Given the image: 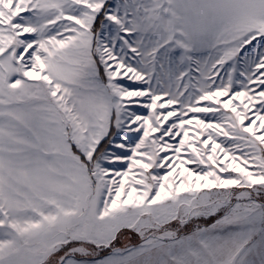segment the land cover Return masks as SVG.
Returning <instances> with one entry per match:
<instances>
[{
  "label": "snow or ice",
  "instance_id": "snow-or-ice-1",
  "mask_svg": "<svg viewBox=\"0 0 264 264\" xmlns=\"http://www.w3.org/2000/svg\"><path fill=\"white\" fill-rule=\"evenodd\" d=\"M0 264H264V0H0Z\"/></svg>",
  "mask_w": 264,
  "mask_h": 264
},
{
  "label": "rangeland",
  "instance_id": "rangeland-1",
  "mask_svg": "<svg viewBox=\"0 0 264 264\" xmlns=\"http://www.w3.org/2000/svg\"><path fill=\"white\" fill-rule=\"evenodd\" d=\"M255 43V42H254ZM251 45L250 46H248V48L249 49H251ZM245 53L244 52H242L241 53V56H243ZM134 111H136L137 112V114H141V115H146L147 114V110H145V109H143V108H134L133 109ZM191 115V114H190ZM174 119V118H173ZM171 121H169V123H170ZM165 127H167V125H165ZM128 135H130V136H135V135H138V134H133V133H129ZM155 135H159V133H157V134H155ZM167 139V138H166ZM180 138L179 137H177V140H179ZM169 142H175V141H169ZM161 155H165V153H162ZM237 155H239V153H237Z\"/></svg>",
  "mask_w": 264,
  "mask_h": 264
}]
</instances>
